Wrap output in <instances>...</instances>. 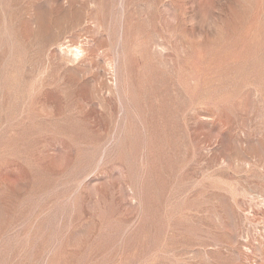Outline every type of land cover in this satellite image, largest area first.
<instances>
[{"label":"rangeland","instance_id":"rangeland-1","mask_svg":"<svg viewBox=\"0 0 264 264\" xmlns=\"http://www.w3.org/2000/svg\"><path fill=\"white\" fill-rule=\"evenodd\" d=\"M0 264H264V0H0Z\"/></svg>","mask_w":264,"mask_h":264}]
</instances>
